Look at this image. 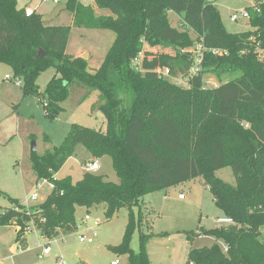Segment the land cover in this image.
<instances>
[{
    "label": "trees",
    "instance_id": "1",
    "mask_svg": "<svg viewBox=\"0 0 264 264\" xmlns=\"http://www.w3.org/2000/svg\"><path fill=\"white\" fill-rule=\"evenodd\" d=\"M218 1L96 0L109 17L68 2L74 27L116 34L101 67L92 73L84 58L66 54L72 27L47 26L42 16L19 10L16 0H0V65L22 81L24 97L40 99L42 105L46 101V117L54 121L70 88L78 84L99 93L98 110L107 125L102 132L73 124L61 146L43 156L32 153L37 182L54 186L38 206L27 209L0 190L12 205L0 213V227H16V242L22 246L31 223L44 240L75 234L77 210L90 215L104 205L107 220L129 211L121 244L108 249L127 256L128 264H151L147 246L152 235L144 230L142 199L202 178L234 225L188 233L189 240L214 237L228 249L225 253L218 244L192 249L188 264H264V0L247 9L251 30L239 34L225 29ZM169 13L180 18L181 29L172 26ZM197 43L204 49L203 62L188 88L160 75L168 70L170 78L187 77L194 65L188 49ZM146 46L168 47L174 54H153ZM51 68L55 76L41 93L36 81ZM208 74L220 81L234 77L205 88ZM79 146L93 161L110 158L119 182L90 172L76 183L69 177L55 179ZM225 168L232 169L235 186L215 177ZM136 232L138 253L132 249Z\"/></svg>",
    "mask_w": 264,
    "mask_h": 264
},
{
    "label": "rangeland",
    "instance_id": "2",
    "mask_svg": "<svg viewBox=\"0 0 264 264\" xmlns=\"http://www.w3.org/2000/svg\"><path fill=\"white\" fill-rule=\"evenodd\" d=\"M260 1L263 0H219L215 5L225 29L229 33L239 34L250 31L249 19L241 18L237 22H232L231 16L246 9L251 11ZM40 3L41 0H34L30 5L33 9L39 7L37 14L45 18L47 26L52 23L54 26L72 27L66 54L71 58H84L88 61L89 71L92 73L97 71L113 45L116 34L111 30L74 27L73 14L66 10L64 2L58 6L43 3L40 5ZM82 5L93 8L96 17L111 16L109 11L97 8L96 4ZM169 18L173 27L181 29L180 18L177 15H170ZM191 36L196 39L194 34L191 33ZM199 45L197 43L188 50L196 52ZM145 50H149L153 54H174V51L168 47L153 49L146 46ZM142 58L141 55L136 60L135 67L140 68ZM1 67L6 69H0V92L5 86L1 79L7 74L14 77L9 66L1 65ZM54 76L55 70L51 68L38 77L36 83L41 93L45 91ZM232 77H223L220 81L213 74H208L204 77V86L205 88H216L221 82H226ZM166 78L182 87L186 86L190 79L189 75L184 78ZM15 90L20 91L19 89ZM88 91L90 90L78 84L72 86L69 98L62 104L63 111L54 121L46 117L43 105L38 104L35 97L25 98L23 92L21 101L17 102L15 106L0 107V143L14 141L10 154L12 158L6 163L11 166H8L5 172L20 174L21 177L19 178L21 184L18 180H8L7 184L3 181L2 185L9 189L16 187L15 196H11L15 199L25 200L30 197L31 193L37 191L39 198L37 201L31 200L28 203L29 209L41 204L51 194L48 185L37 189V177L32 170L31 162L32 145H36L37 155L43 156L47 151L61 146L73 124L105 132L106 120L98 110L102 105V101L98 97L99 93L90 91V95L86 98ZM23 148L26 149V152L24 155L18 156V151L20 152ZM92 161L85 148L79 146L76 154L67 161L55 179L61 180L69 177L76 183L83 178L85 173L89 172L87 164ZM97 161L100 168L93 174L103 175L107 181L118 183L119 179L113 170L111 159L106 157ZM11 176L13 175L8 177L11 178ZM215 177L228 185L235 186V177L231 168L217 171ZM180 195H184L183 200L180 199ZM140 207L146 221L144 230L152 235L147 246L151 264H188V255L192 249L212 247L216 244L223 246L222 242L214 237L202 236L201 238H192V240L188 239L187 234L190 232L224 227L219 225L217 220L224 218L225 215L215 205L213 196L202 178L147 195L142 199ZM10 208L12 205L0 197V213H4ZM105 208L103 205L90 214L93 221L89 222L88 228L80 227L75 234L60 235L51 240H44L34 223H31L32 230H30L29 240L36 250L32 253L31 263L57 264L59 258L63 256L66 264H128L127 256H119L108 248L121 244L128 223L129 211L123 209L112 220H107ZM138 210L139 208L134 209L135 212ZM85 214L84 210L78 213V225L81 224ZM95 220L100 222V226L96 229L97 236L94 242L92 244L80 243L79 236L92 234L89 228L93 227ZM13 233L14 229L10 230V234L13 235ZM162 235L167 236L162 237ZM48 243L51 244L53 252L45 259L40 260L38 255ZM139 247L140 234L136 232L132 240V249L138 253ZM6 264L12 263L9 261ZM13 264H17L16 261L13 260Z\"/></svg>",
    "mask_w": 264,
    "mask_h": 264
},
{
    "label": "crops",
    "instance_id": "3",
    "mask_svg": "<svg viewBox=\"0 0 264 264\" xmlns=\"http://www.w3.org/2000/svg\"><path fill=\"white\" fill-rule=\"evenodd\" d=\"M16 1H17V7L19 10L31 9V10L35 11V13L37 14L39 7L36 9H33L30 5L32 2H34V0H16ZM40 5H42V4L40 3ZM65 7H66V4H65ZM170 15H173V14L169 13V16ZM43 21L45 23L44 17H43ZM48 26H54V25L51 23V25H48ZM9 68H7V69H9ZM0 69H6V68L1 67V65H0ZM6 76H10V75L7 74V75H5V77ZM5 77L1 79V82L5 83V86L3 89H1L2 91L0 92V107L10 108V106H15L17 102L21 101L22 88H21V86H18L14 82H6L4 80ZM184 87L188 88L187 86H184ZM15 89H19L20 91L18 92ZM36 100H37L38 104H41L40 99L36 98ZM13 143H14V141H7V143H0V190L3 191L4 193H6L7 195H9L10 197L15 196L16 187L9 189L8 187H4L2 185L3 184L2 182L4 181V183H6V182H8V180L9 181L10 180H13V181L18 180L19 184H21V180L19 179V178H21L20 174H15V173L13 174V173L5 172L6 168L8 166H11L10 164H6V163L12 158V156L10 154H11L12 149H13ZM25 152H26V149L23 148L20 152L18 151L17 155L22 156V155H24ZM92 173H94V172H92ZM10 175H13V176H11V178H9L8 176H10ZM97 175H100V174H97ZM27 198L25 200H22V199H18V200H20L22 203H24L27 200ZM82 210L85 211V209H82V208H79L77 210L76 217H77L78 213ZM77 222H78V218H77ZM12 229H14L13 235L10 234V230H12ZM30 233L31 232H29L26 235V239L21 246L20 243L16 242V238H17L16 227H14V226L0 227V264H6V262L8 263L9 261L13 264V260L16 261L17 264H32L31 263V258H33L32 253H34V251H36V250L32 247V244H30V240H29ZM20 248H22V249H20Z\"/></svg>",
    "mask_w": 264,
    "mask_h": 264
},
{
    "label": "built area",
    "instance_id": "4",
    "mask_svg": "<svg viewBox=\"0 0 264 264\" xmlns=\"http://www.w3.org/2000/svg\"><path fill=\"white\" fill-rule=\"evenodd\" d=\"M76 2V3H80V4H88V5H93V4H96V0H41V3L43 4H53L55 6H58L60 5L62 2H64L65 4H67L68 2ZM25 13L28 17L32 16L35 11L31 10V9H26L25 10ZM241 18H247V19H250V15H249V11L246 9V10H243L239 13H236V14H233L231 16V20L232 22H237L239 19ZM198 51L196 52H193V51H190L192 52L193 54V58H194V65L189 73V78L191 79L192 77L196 76L200 71H201V65H202V62H203V52H204V49L202 48L201 45H199L197 47ZM215 54H217V51L214 52ZM197 55V56H196ZM137 68V67H136ZM160 75L163 76V77H170V73L168 70H163V71H159ZM188 79V80H190ZM6 82H14L15 84H17L18 86H21L22 85V81L20 79H15L14 77L12 76H6L5 79H4ZM188 87V83L186 85ZM43 105L46 107L47 106V102L44 101L43 102ZM100 168V165L98 163V161H92L90 163L87 164V169L88 171L91 173V172H94V171H97L98 169ZM44 185H48L50 190L52 191L54 189V186L53 184L47 182V181H40V182H37V189H40L42 186ZM39 198V195H38V192L35 191L33 192L30 197L24 202L22 203L25 207H27V209L30 208L29 206V202L32 200V201H37ZM180 199H184V195H180ZM93 221L91 216L90 215H85V217L82 219V222L80 225H78V229L80 227H87L89 226V222ZM217 223L219 225H222L224 227H227V226H232L234 225V222L232 219L228 218V217H224V218H219L217 220ZM100 226V222L95 220L93 222V227H90L89 228V231H91V235H85V234H82L81 236H79V241L80 243H87V244H92L97 236V228ZM22 249V248H20ZM223 250L224 252L226 253L228 251V249L226 247L223 246ZM53 252L52 248H51V244L48 243L44 246L43 250L41 251V253L38 255V258L40 260L42 259H45L46 257H48L49 255H51V253ZM57 264H66L65 262V259L63 258V256H61L59 258V260L57 261ZM112 264H117V263H112Z\"/></svg>",
    "mask_w": 264,
    "mask_h": 264
},
{
    "label": "water",
    "instance_id": "5",
    "mask_svg": "<svg viewBox=\"0 0 264 264\" xmlns=\"http://www.w3.org/2000/svg\"><path fill=\"white\" fill-rule=\"evenodd\" d=\"M36 152H37L36 145H35V144H33V145H32V153H36Z\"/></svg>",
    "mask_w": 264,
    "mask_h": 264
}]
</instances>
